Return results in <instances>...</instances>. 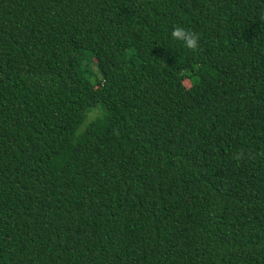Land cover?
<instances>
[{
  "label": "trees",
  "instance_id": "16d2710c",
  "mask_svg": "<svg viewBox=\"0 0 264 264\" xmlns=\"http://www.w3.org/2000/svg\"><path fill=\"white\" fill-rule=\"evenodd\" d=\"M0 264H264V0H0Z\"/></svg>",
  "mask_w": 264,
  "mask_h": 264
},
{
  "label": "clouds",
  "instance_id": "9594fccd",
  "mask_svg": "<svg viewBox=\"0 0 264 264\" xmlns=\"http://www.w3.org/2000/svg\"><path fill=\"white\" fill-rule=\"evenodd\" d=\"M188 32L184 27L182 26H177L174 28V30L171 32V36L174 39L177 40H182L184 42V45L187 48L196 50L197 48V43H196V38L198 35L196 33H192L191 38L188 36Z\"/></svg>",
  "mask_w": 264,
  "mask_h": 264
},
{
  "label": "rangeland",
  "instance_id": "374dc122",
  "mask_svg": "<svg viewBox=\"0 0 264 264\" xmlns=\"http://www.w3.org/2000/svg\"><path fill=\"white\" fill-rule=\"evenodd\" d=\"M183 83H184V85H185L186 87H189V86L191 85V81H190V79H188V78L184 79ZM96 114H97V110H94V111H92L91 113H89L88 116H87V122H88L90 119H92Z\"/></svg>",
  "mask_w": 264,
  "mask_h": 264
}]
</instances>
